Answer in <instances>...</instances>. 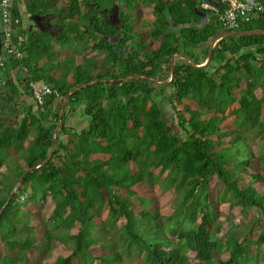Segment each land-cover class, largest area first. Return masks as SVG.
Returning a JSON list of instances; mask_svg holds the SVG:
<instances>
[{"label": "trees", "instance_id": "trees-1", "mask_svg": "<svg viewBox=\"0 0 264 264\" xmlns=\"http://www.w3.org/2000/svg\"><path fill=\"white\" fill-rule=\"evenodd\" d=\"M46 5L50 3L41 15ZM140 7L152 9L148 26L137 17ZM15 13L21 19L18 34L25 37L19 47L23 58L4 56L5 65L23 70L28 95L31 82L44 81L54 84L60 96H47L43 105L37 103L39 113L30 108L21 121L0 127V173L2 167L10 168L0 177V247H6L0 264L51 263L56 247L65 253L52 264H133L117 250L116 241L104 239L111 233L120 234L126 243L121 249L133 252L137 264L264 261V193L259 188L264 184V149L257 157L248 145L249 153L244 152L242 135L226 141L229 132L223 128L230 104L237 102L233 112L241 116L240 127L248 128L258 118L264 144V117L259 119L264 110V35L221 38L205 67L179 57L185 54L202 65L209 48L203 55L197 48L225 31L264 30V13L225 30L217 14L200 8L198 0H69L58 13L62 31L55 34L56 41L63 47L74 44L83 55L78 64L75 56L65 57L62 62L73 67L61 76L51 74L53 64L50 69L38 66L50 41L29 35ZM146 30L156 47H149ZM89 52L105 55L101 62L87 60ZM82 84L88 85L78 87ZM165 104L173 108L184 137L171 132ZM73 114L84 119L83 128L70 125ZM11 155L19 169L8 165ZM217 184L223 189L221 199L230 195L231 206L242 207L246 215L250 209L256 213L243 239L218 221L211 195ZM156 185L175 195L173 214L150 208L154 200L149 191ZM47 196L53 210L39 234L29 221L35 213L31 206L39 208ZM257 226L262 231L251 241Z\"/></svg>", "mask_w": 264, "mask_h": 264}, {"label": "rangeland", "instance_id": "rangeland-1", "mask_svg": "<svg viewBox=\"0 0 264 264\" xmlns=\"http://www.w3.org/2000/svg\"><path fill=\"white\" fill-rule=\"evenodd\" d=\"M43 1V2H42ZM41 3H43V6L48 3V0H42ZM52 1V0H51ZM58 1V0H57ZM42 6V8H43ZM47 6V5H46ZM137 17H139V21L144 24L143 26H148L150 24V21H153L154 17L152 14V9L150 8H139V12L137 14ZM208 19L214 20V18H212L211 15H207ZM26 20L27 16H26ZM45 26H48L49 28H51L52 31H56L57 33H59L60 31H62V28H60V26H56L53 25L52 26V22H50V19H48L46 21V23H44ZM151 27V26H150ZM149 27V28H150ZM150 30V29H149ZM146 30V34H145V39L148 41L149 43V47H156L157 42H153V38H151L150 36V31ZM46 36L45 34L43 35V37ZM210 43L201 45L202 47L197 48L198 52H202L203 49L205 48H210ZM195 49V48H194ZM196 50V49H195ZM42 54L45 56L46 59H49L51 57H53V54H47L45 52H42ZM104 53L103 52H92L89 54V56L86 55L87 60H102L104 57ZM180 57V56H179ZM77 59V57H76ZM62 62V61H61ZM60 61H58L55 64V67L58 69L63 70V72L60 74V76L62 74L67 75V71H68V67L69 65L65 62L61 63ZM43 64L40 63L41 67H48L50 64L48 63V61L42 62ZM78 64V63H77ZM110 67V66H109ZM19 73H21L22 71L19 70ZM22 74V73H21ZM97 82V81H96ZM258 96H261V91L258 90ZM51 96V95H49ZM64 103V102H63ZM161 103L164 104L165 102L163 100H161ZM63 105V104H62ZM193 105H196V103H194ZM166 108H165V113H166V117L169 121V125H170V129L171 132L184 137L185 133L182 131V129L180 128V125L178 124V121L174 115V111L173 108L171 106H169L168 104H165ZM239 107V104L236 103H232V105L230 104L226 115H225V120H224V130H227L229 132V135L227 138H225L226 141H228L231 137H234L238 134H241L243 139L242 141L246 144H242L239 143V147L245 152L249 153V149L247 147V145L250 147L251 151L254 153L255 157H257L260 154V149H264V144H263V140L260 134V128L258 126L257 120L253 123L254 125L252 126H247L248 128H241L240 124H241V120L240 117L238 115V113L233 112V110H235L236 108ZM62 108V107H61ZM264 117V110L261 109L260 110V114H259V119H262ZM248 125V124H247ZM11 158H8V165H11L12 168H16L19 169L21 167V164H18V161L14 158L15 156H10ZM4 168V167H3ZM2 169V168H1ZM10 168L5 166L4 170H1L2 172L0 173V177L3 178V173L8 172ZM155 173L158 174V169L155 170ZM260 191L262 193H264V184H262L261 186H259ZM222 188L221 185L217 184L215 186V188L211 189V195H212V203L214 205V209L218 214V221L223 223V227L228 230L231 234L235 235V236H239L241 237V239L244 238V236L246 235V233L249 230V226L251 224V222L253 221L254 216L256 215L255 211L250 209V213L249 214H245L243 213L242 207L240 206H231V201L233 200V198L228 195L225 199H221V193H222ZM138 194L139 196H143L144 192L142 190H138ZM150 197L154 200V203L151 205V209H156L159 208L161 211V214L164 216H169L171 214H173L174 211V201H175V195L173 194L172 191H161L159 189V185L154 188V190L149 191ZM27 195H23L20 199L23 202L25 197ZM31 208L34 210V215L32 216V218L29 220L32 224H34V226L36 227V232L39 234H42L44 231V228L42 225H44V223L47 221L48 217L50 216L52 210H53V202L51 201V197L47 196L46 200L43 201V203L39 206V208L34 207L33 205L31 206ZM38 210H41L42 213L37 212ZM104 215L105 217L107 216V208L105 207L104 210ZM104 217V216H103ZM124 223L121 222L120 226L123 225ZM262 226H257L256 229L254 230V232H252L249 236V239L251 241H255L258 239L259 234L262 231ZM219 236H222V234H218ZM104 239L108 240V241H116L117 244L119 245L117 250L120 251L123 256L124 259L128 262H131L133 264H137L138 263V259H136L134 256L135 254H133V252L126 253L123 249H121V246L124 243L123 239H121L120 234L119 233H111L108 234L106 237H104ZM5 245H2L0 247V251L3 253H5ZM262 250L264 251V246L262 247ZM65 251L61 248V247H56L54 249V251L51 254V257L48 259L49 262L51 263H47V264H52V262L55 261V259L58 257V255L60 254H64ZM215 257V263L218 260V258L220 257V253L216 252L214 254ZM46 261V260H44ZM46 264V263H44ZM249 264H264V261H258V262H251Z\"/></svg>", "mask_w": 264, "mask_h": 264}, {"label": "crops", "instance_id": "crops-1", "mask_svg": "<svg viewBox=\"0 0 264 264\" xmlns=\"http://www.w3.org/2000/svg\"><path fill=\"white\" fill-rule=\"evenodd\" d=\"M33 1H36L39 6L34 7ZM69 0H48V3H50L49 6H46L45 9L42 11L44 14H40V9L43 6V3H41L38 0H15L14 2V10L20 14L22 17V23L24 31H28L29 35L31 33H35L37 35H43L46 38V40L50 41V51L47 54H53V57L46 59L44 55L41 56V62H39L38 66H40V63L48 61L50 64L48 67H43L45 69H50V66L53 64V68L51 69L52 75H60L61 69L55 68V64L58 61H63L65 57L75 56L76 63L81 62V58L83 53L76 51V48L73 45L65 46L63 47L59 42L56 41L55 34L56 31H52L51 28L48 26H45L44 23L48 19H50V22H52V26L56 25L58 26L59 19L61 18L59 11L62 7H64ZM47 3V4H48ZM35 8V11L33 12V9ZM106 14V13H105ZM111 15V14H110ZM26 16L27 19L26 20ZM206 16V15H205ZM36 35V36H37ZM35 36V37H36ZM92 44V42H91ZM211 45V43H210ZM3 53L2 47L0 45V54ZM201 55H203V52H199ZM90 52L86 54L89 56ZM180 56V55H179ZM56 57V58H55ZM77 57V59H76ZM104 58V57H103ZM183 58V57H181ZM53 60L54 63H51L50 61ZM94 60H97L94 58ZM101 62L102 60H97ZM41 67V66H40ZM73 66H69L71 68ZM9 64L6 65L5 68L0 70V127H10L12 123L18 121H21L25 116H27L30 108L33 109V112L39 113L40 108L38 107L35 99L33 96L28 95L26 91L24 90L25 83L24 78L26 74L23 72L22 69L17 68L16 70L12 69ZM21 70L22 74L18 71ZM70 76H68L69 78ZM61 113V111H60ZM60 115V114H59ZM80 117H75L73 114L71 116L70 125H75L77 128H83V120L84 119H78ZM60 128V127H59ZM3 129V128H2ZM32 136L35 134V129L31 130ZM33 138V137H32ZM28 143L25 146H28ZM5 167L1 170H4Z\"/></svg>", "mask_w": 264, "mask_h": 264}, {"label": "built area", "instance_id": "built-area-1", "mask_svg": "<svg viewBox=\"0 0 264 264\" xmlns=\"http://www.w3.org/2000/svg\"><path fill=\"white\" fill-rule=\"evenodd\" d=\"M14 2V0H0V45L3 50L0 54V70L6 66L4 56H15L18 60L23 58L19 47L25 41V37L18 34L21 19L14 11ZM198 2L200 8L217 14L225 30L250 23L259 19L264 13V4L259 0H198ZM14 38L17 40L16 44ZM30 88L34 99L40 105H43L44 99L49 95L60 96L58 89L52 83L34 81L30 83Z\"/></svg>", "mask_w": 264, "mask_h": 264}, {"label": "water", "instance_id": "water-1", "mask_svg": "<svg viewBox=\"0 0 264 264\" xmlns=\"http://www.w3.org/2000/svg\"><path fill=\"white\" fill-rule=\"evenodd\" d=\"M242 35H264V30H249V31H225L223 33H221L220 35H218L217 37H215L212 41H211V45H210V48H209V54H208V58H207V61L202 64V65H198L195 63V61L190 58L189 56L185 55V54H180V57H183V58H188L190 60V62L195 66V67H205L206 65H208L212 59V51H213V48L214 46L216 45V43L223 37L225 36H242ZM218 40V41H217ZM217 41V42H216ZM173 62H172V67H171V71L173 72ZM174 79V75L172 74V77L170 79L169 82H171L172 80ZM102 80H107V81H110L111 79H101L100 81ZM98 82V81H97ZM156 82V81H155ZM96 83L95 82H92L90 84H94ZM157 83V82H156ZM159 84H164V82H158ZM85 85H88V84H82V85H79L78 87H83ZM77 88H74L73 90H76ZM69 94L66 96L68 97ZM66 102L67 100L64 101L63 105H62V108H61V113H60V117H62V113H63V110H64V107L66 105ZM62 125V121L60 122L57 130H56V134L55 136L58 134V131H59V127ZM52 153H53V149H51L50 151V154L48 156V159L52 156ZM21 179L18 181L14 191L12 192V195L13 193L15 192L16 188L18 187V184L20 183Z\"/></svg>", "mask_w": 264, "mask_h": 264}, {"label": "clouds", "instance_id": "clouds-1", "mask_svg": "<svg viewBox=\"0 0 264 264\" xmlns=\"http://www.w3.org/2000/svg\"><path fill=\"white\" fill-rule=\"evenodd\" d=\"M217 41H218V40H217ZM217 41H216V42H217ZM206 61H207V60H206ZM206 61H205V62H206ZM205 62H204V63H205ZM204 63H203V64H204ZM32 95H33V94H32ZM33 98H34V97H33ZM35 101H36V100H35ZM36 103H37V101H36ZM39 105H40V104H39Z\"/></svg>", "mask_w": 264, "mask_h": 264}]
</instances>
